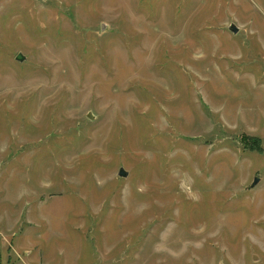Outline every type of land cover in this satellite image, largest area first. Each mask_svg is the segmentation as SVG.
Instances as JSON below:
<instances>
[{
  "label": "rangeland",
  "instance_id": "374dc122",
  "mask_svg": "<svg viewBox=\"0 0 264 264\" xmlns=\"http://www.w3.org/2000/svg\"><path fill=\"white\" fill-rule=\"evenodd\" d=\"M0 264H264V0H0Z\"/></svg>",
  "mask_w": 264,
  "mask_h": 264
},
{
  "label": "water",
  "instance_id": "95a60500",
  "mask_svg": "<svg viewBox=\"0 0 264 264\" xmlns=\"http://www.w3.org/2000/svg\"><path fill=\"white\" fill-rule=\"evenodd\" d=\"M230 30H231L234 34H236V33L238 32V30H237V28H236L235 25H231ZM17 60L20 61V62H23V61H24V57H23V55L20 54V55L17 57ZM128 175H129L128 172H127L124 168H121V169L119 170V176H120V177L127 178ZM259 182H260V179H259V178H255V180L253 181L252 186L254 187V186L257 185Z\"/></svg>",
  "mask_w": 264,
  "mask_h": 264
}]
</instances>
